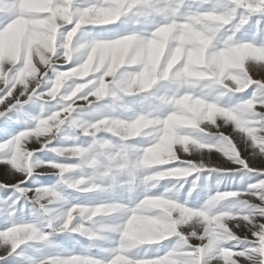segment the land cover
<instances>
[{
  "label": "clouds",
  "instance_id": "obj_1",
  "mask_svg": "<svg viewBox=\"0 0 264 264\" xmlns=\"http://www.w3.org/2000/svg\"><path fill=\"white\" fill-rule=\"evenodd\" d=\"M51 4L52 0H43L40 12L51 13ZM257 12H264V0H103L101 7L73 14L65 9L55 18L39 19L26 11V0H0V20L15 17L5 31L25 30L28 48L25 64L15 76L9 74L19 60L0 62V91L11 85L13 91L31 89L34 96L37 89L47 87V93L39 97L40 116L21 138L43 142L45 148L66 133L75 140L91 138L87 146L54 149L57 157L77 162L52 165V174L59 180L32 195L30 222L17 218L23 210L15 204L8 209L10 226L0 231V249L8 256L21 246L37 252L49 250L32 264H219L206 257H220L224 264H264V223L260 220L264 206L256 205L257 199L264 205V180L252 185L248 193L217 191L201 206L189 207L177 202L180 188L185 178L202 173L207 165L172 167L181 151L192 154L215 148L234 165L231 171L248 168L232 141L212 129H218V121L223 120L249 136L259 131L253 126L256 102L221 104L224 97L243 93L254 83L250 69L264 70V43H242L237 36ZM74 19L75 27L60 35L61 28ZM122 19L152 30L118 39L75 41L83 25H111ZM53 57L57 63H77L47 80ZM260 95L264 106V92ZM126 98H136L141 109L137 111ZM173 129L170 153L154 160L156 148ZM259 139L264 143V137ZM224 143L229 144L231 154L221 150ZM255 154L264 160V147ZM16 159L9 161L14 174L31 176L39 168L31 151L19 158L18 165ZM123 175L128 176L129 187L138 183L143 189L131 207L115 200L71 203L65 192L70 188L85 195L114 193ZM199 180L197 175L192 192ZM165 181L172 186L157 193ZM241 225L253 234L257 246L236 252L232 246L249 239L236 231ZM60 234L77 244L86 238L83 252L89 255H78L58 244L55 238ZM194 237L202 246L185 251L193 247ZM166 240L172 246L165 255L145 258L151 246ZM107 243L115 246L104 247ZM94 249L107 259L96 258Z\"/></svg>",
  "mask_w": 264,
  "mask_h": 264
},
{
  "label": "rangeland",
  "instance_id": "obj_2",
  "mask_svg": "<svg viewBox=\"0 0 264 264\" xmlns=\"http://www.w3.org/2000/svg\"><path fill=\"white\" fill-rule=\"evenodd\" d=\"M23 2V0H22ZM92 3V0H78V6L84 7L88 6ZM43 7V0H26V11L36 13L37 16L42 14L40 12V8ZM151 26L134 24L129 20L122 19L121 21L107 25V26H86L78 33L75 38L76 42L79 43H89L93 39L97 38H107V39H116L123 35L130 34L134 31L138 32H147L151 31ZM240 42L242 43H256L260 45L264 43V14H256L252 17L247 25L244 26L237 33ZM27 43L25 41V30L19 29H11L6 30L4 32H0V62L7 61L9 58L16 57L17 59L23 53L27 55ZM77 61H73L71 64L67 66H62L60 70H64L65 67L75 66ZM255 75V74H254ZM49 77L54 79L52 73H49ZM256 80L264 79V73H261L259 76L255 75L253 77ZM110 79V78H109ZM2 87V85H0ZM257 85L253 84L249 89H247L243 93H238L235 96H231L232 98L228 99L225 106H231L236 103L242 102L243 100L251 99L255 94ZM230 97V96H227ZM224 97V98H227ZM127 101L132 104L137 111L141 109V105L137 102L136 98H126ZM80 103H84L83 101H79ZM109 101H105L104 103H108ZM31 107L35 110H32V114H28L27 117H23L20 114V111ZM146 107V105L144 106ZM42 109L40 103H30L22 106H17V109H13L10 113H8L7 118H0V143H4L7 140L11 139L13 136L19 133L20 124H23L25 121L29 122L30 120H34L37 117L36 110ZM119 114L123 115L122 112ZM33 116V117H32ZM86 119L88 117H85ZM30 123V122H29ZM182 125H177L180 127ZM23 127V125H21ZM235 129V130H234ZM238 131L234 127L232 132L230 131H220L213 132L217 135L223 134V136H227L231 138L234 143H236L237 148L242 157L249 158L251 160V155L253 153V148L251 146H244L245 142H243L242 138H238L235 133ZM101 136L105 138H110L108 134L102 133ZM244 137V135L242 134ZM240 140V141H239ZM242 140V141H241ZM175 141V130L173 129L168 133V138L162 141L159 146L156 148L153 159L159 160L161 157L170 153L172 149V145ZM91 142L90 137L81 136L78 140L72 139L70 134L66 133L64 137L53 142V147L65 148L70 147L76 144H81L87 146ZM244 145H243V144ZM251 144V142L249 141ZM212 151H216L219 155H223L221 152L217 151L215 148L210 149ZM247 150H251L249 154L246 156ZM246 151V152H245ZM180 158L185 160V155L183 153H179ZM224 156V155H223ZM226 157V156H225ZM227 158V157H226ZM36 159L39 161H51L58 160L62 163H76L75 159L73 160H64L63 158L57 157L55 153L51 151H43L36 153ZM188 161V160H186ZM192 163H196L194 159L189 160ZM229 161V160H228ZM253 163L254 161L251 160ZM231 163V161H229ZM232 164V163H231ZM4 165V164H3ZM8 166V165H7ZM10 167V166H8ZM220 170V169H219ZM55 170L52 169H37L38 173H44L43 175H36L34 178L24 186L27 188H38V187H53L57 184L59 177L57 175L52 174ZM225 171L218 172H210L207 169L202 173L196 174L194 173L192 177H187L183 181V186L180 188V194L178 197V203H186V206L189 207H199L201 206L208 198L209 194H215L217 191H243L247 188L250 183H254L255 180H249L246 178H242L240 174L228 175L227 178L224 175ZM199 175L200 180L197 181V186L195 192H192V185L194 178ZM19 179V174L15 178H11V175L6 172L0 173V183L3 184H14ZM128 176L123 175L120 178V187L114 193H95V194H81L73 189L67 188L65 189L66 195L69 197L71 203H85L90 205L99 204L105 201H117L124 203L128 206H134L135 202L138 201L143 195V189L137 183V185L132 186L131 190L128 186ZM171 187L172 185L169 182L165 181L163 185L156 189L157 193L163 192L165 187ZM189 192H192V195L189 196ZM31 194V193H30ZM12 196L11 190H0V201H7L9 197ZM18 209H22V212L17 213V218L26 222H30L32 218V204L29 202L25 205L24 201H21L19 205H17ZM8 207L5 203L0 202V231L5 230L10 226V221L7 215ZM246 231V230H245ZM56 242L66 248L73 249L76 254H80L83 252V247L86 246L87 241L86 238H80L81 242L79 244L75 243L71 240L66 234H60L56 238ZM193 243L199 244V241H194ZM114 243H107L104 247H114ZM172 244L170 241H164L160 244L151 246L150 250L147 252L145 258H158L160 256L165 255L171 248ZM237 250H240L239 248ZM49 250H43L41 252H37L33 248H28V246H21V249H18L16 253H13L11 256H8L6 251L0 249V264H32L33 259L41 258L43 255L48 254ZM23 252V255L21 253ZM93 254L96 258L107 259L105 254H101L98 250H93ZM145 254L142 252L141 256ZM213 264H216L214 261Z\"/></svg>",
  "mask_w": 264,
  "mask_h": 264
},
{
  "label": "snow or ice",
  "instance_id": "obj_3",
  "mask_svg": "<svg viewBox=\"0 0 264 264\" xmlns=\"http://www.w3.org/2000/svg\"><path fill=\"white\" fill-rule=\"evenodd\" d=\"M102 5H103V0H99V3H97V0H92V3H90L88 6H84V7L78 6V0H52V4H51L52 12L51 13H42L37 18L44 19L47 16H51V17L55 18V16L57 14L63 12V10H65V9L68 10L69 14H73V13L82 12L85 8H92L93 6L101 7ZM258 13L264 14V12H257L254 15H256ZM14 18L15 17H12L11 19H14ZM77 18H78V16H77ZM11 19L0 20V32L5 31L8 24L11 23ZM86 26H95V25H83L81 29H83ZM100 26H107V25H100ZM72 27H75V19L73 20V24L65 25L63 28H61L60 35H66L67 31H69ZM26 59H27V55L22 53L18 59L16 57H12V58H9L7 60V61L12 62V63H14L16 60H19V63L16 65V69H14V71L9 74L10 78L15 76V74L18 72L20 67H22L25 64ZM56 61H57V57H53L52 60L49 62L48 66H47L48 75H47V77H45V79L54 80L55 76L57 74H59L60 72L68 71L70 68L75 67V66H72L70 68L65 67L64 70H60L62 66H67L69 64L64 63L62 60L59 63H57ZM49 73L53 74L54 79L49 77ZM261 73H264V70H258L255 68L250 70V75L252 78L254 77V74L259 76ZM41 74H43V73H41ZM253 80H254L253 84H256L257 87L255 90V94L249 100H253L254 102L257 103L256 112L258 113V115L256 116V122L254 123L253 126L256 127L257 129H259V131L255 134V137L249 136L246 133H241V134H243L246 137V141L251 142L250 146L253 148L252 158L258 159L260 161H264L262 159L257 158V156L255 154L256 152L260 151V149L262 147H264V143H261V141L259 139V137H264V106H262L261 103L259 102L262 99L260 93L264 92V87H262V86H264V79L256 80L253 78ZM10 92L12 93L11 96H9ZM46 93H47V87H42L40 89H37L35 95L32 96L31 89H29L28 91H23L21 87H17L16 90L13 91L11 88V85H9V87L4 88L3 91H0V102H2V103H0V118H7L8 113H10L13 109H17V106H20L22 108V106L25 105L24 101L26 99H28L29 96H32V99L29 101L28 104L39 103V97L42 94H46ZM17 97H19L18 101L16 99ZM78 103H80V102L78 101ZM12 105H14V106L10 108V106H12ZM28 130L29 129L21 131L17 135L13 136L11 139L7 140L6 142L0 143V164L10 166V168L13 170V172L15 170L13 169V166L11 163H9V161L13 160L14 156L17 158L16 163L18 165L19 164V158H23L26 152H29V151L33 152V158L36 159V153L37 152L51 151L54 153V149L59 148V147H53L52 146L54 141L52 142V144H49V146L47 148H45L43 142L33 143L30 140L22 139L21 133L27 132ZM236 130L239 132V129H236ZM219 135H221L222 138L225 137V136H223V134H219ZM229 139L235 145L236 149H238L236 143H234V141L231 138H229ZM34 144H39L40 147L39 148L29 147V145H34ZM70 147H75V145L70 146ZM220 148L226 155L231 154L230 153V146L228 143H224L223 145L220 146ZM180 153H183V152L181 151ZM183 154H187V153H183ZM241 158L243 159V161L245 163H247L248 168L244 169L243 171H239V172L238 171H231V169L234 168V165L232 164L224 172V175L227 178V176L229 174L232 175L233 177L237 174H240L242 178H246L249 180L254 179L255 180L254 183H250L245 190L239 191L242 194H245V193L249 192V190L252 188V185L258 184L260 180H264V164L255 165L251 162V160L249 158L242 157V156H241ZM73 159H76V158H73ZM58 163H62V162H60L58 160L39 161V168L38 169H40V168L51 169L53 164H58ZM201 163H199V164L192 163V162L190 163V161H186V160H183L180 158V160L176 164L172 165V167H192V166L200 167ZM240 167H243V165H240ZM215 169L216 170L213 171V167H211V163H209L207 165V170L210 172L220 171L217 168H215ZM58 171L59 170L57 169V172ZM38 174L43 175L44 173H38L37 169H34L31 176H28L26 172L19 174V179L14 184L0 183V190H11L12 191V196L9 197L7 201H0V202L5 203L8 207V209H10L11 206L14 204L17 207V205H19L21 201H24L25 205L29 202L32 203V201H31L32 195L34 193H36L37 191L42 190L43 188H46V187L42 186V187L32 189V188H27L24 186L28 183V181L32 180L34 178V176H36ZM130 190H131V187H130ZM252 190L256 191V192L259 191V189H252ZM256 205L264 206L261 204V201L259 199L256 200ZM257 211H260V207H257ZM260 220L262 223H264V217H260ZM245 230L246 229H244L243 225H241V228L237 229L236 231L239 232V235L241 237L247 236L249 239L245 240L239 246L233 245L232 246L233 251L239 252L246 247L247 248H254L257 246L256 242H255V238L253 237V234L251 232H247V230L246 231ZM194 241H199V244L193 243ZM190 244L193 247H187L185 249V251H195L196 245L202 246L201 240L198 237L192 238L190 241ZM238 248L240 250H237ZM78 255H89V254L86 252H82ZM0 259H2V257H0ZM205 259H206V261L212 260V259H217V260H219V264H224L223 259L220 257H206Z\"/></svg>",
  "mask_w": 264,
  "mask_h": 264
},
{
  "label": "bare ground",
  "instance_id": "obj_4",
  "mask_svg": "<svg viewBox=\"0 0 264 264\" xmlns=\"http://www.w3.org/2000/svg\"><path fill=\"white\" fill-rule=\"evenodd\" d=\"M230 98H232V97L230 96V97H227V98H223L222 101H221L222 106H225L226 102ZM32 110H35V109H33L31 107H28L27 109H24V110L20 111V114L23 117H27L28 114H32L31 113V112H33ZM41 111H42V109H37L36 110L37 117L40 116ZM29 122L25 121L23 124H20L19 132L24 131V130L29 129L30 127H32L34 125L35 121L34 120H30ZM218 124L220 125V127L218 129L214 127L212 129V132H220V131H223V129H224V131L226 130V131H229V133H230V131L232 132V129L235 127L234 124L225 125L223 120L218 121ZM21 125H23V127H21ZM236 135H237L238 138L240 137V138L243 139V142H245V145L243 143L242 144L247 147L246 149H248V147L250 146V143H249V141H246V137L245 136L243 137L240 132L235 133V136ZM29 147L39 148L40 145L39 144H34V145H29ZM250 151L251 150H247V152L245 151L246 152V156L249 154ZM217 153H216V151L214 152V151H212L210 149H204V150H201V151L193 152L190 155L189 154H184L185 155L184 159L188 160V161L191 160V159H194L196 164H199V163L203 162L206 165H208L209 161H211V167L220 169L222 171H226L227 168L230 165H232V164L229 163L228 159L225 156H223L221 154L218 155ZM251 160L254 161L253 164H255V165L264 164V161H260L258 159H253L252 155H251ZM1 172H6V173L10 174L11 178H15L18 175V174H14L13 170L10 167H8L7 165H3V164H0V173Z\"/></svg>",
  "mask_w": 264,
  "mask_h": 264
}]
</instances>
